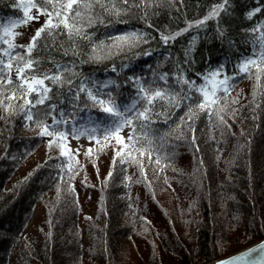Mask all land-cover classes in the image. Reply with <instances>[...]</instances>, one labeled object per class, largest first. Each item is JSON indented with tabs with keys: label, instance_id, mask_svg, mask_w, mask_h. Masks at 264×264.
Masks as SVG:
<instances>
[{
	"label": "trees",
	"instance_id": "obj_1",
	"mask_svg": "<svg viewBox=\"0 0 264 264\" xmlns=\"http://www.w3.org/2000/svg\"><path fill=\"white\" fill-rule=\"evenodd\" d=\"M221 2L102 0L108 10L94 8L93 23L83 28L88 39L73 38L76 55L66 34H41L33 57L53 72L56 64L67 66L63 77L72 84L45 81L52 99L35 107H22L19 93L12 100L5 99L10 93L0 95V264H207L264 239V73L257 81L256 69L239 70L259 51L264 0H228L224 11L205 20ZM22 3L27 0H0V24L23 21ZM257 7L261 11L249 20L247 13ZM41 17L39 28L48 19ZM162 36L174 39L166 43ZM0 37L10 39L2 31ZM14 44L13 55L24 54L19 46L28 44ZM7 49L0 39V50ZM211 72L231 76L229 93L211 114L194 109L189 118L186 106L157 101L155 111L171 115L166 123L163 115L153 117L151 160L147 143L141 155L124 147L123 136L117 143L97 132L99 143L82 155H62L70 135L51 147L55 138L40 135L38 123L52 125L60 111L69 120L59 126L64 130L110 119L87 91L70 102L69 87L75 93L83 85L101 97L111 92L125 103L138 98L140 84L187 91L190 85L177 77L200 85ZM107 82L111 87H102ZM49 104L57 112L45 115ZM29 107L32 121L24 117ZM129 151V162L122 163L117 152Z\"/></svg>",
	"mask_w": 264,
	"mask_h": 264
},
{
	"label": "snow or ice",
	"instance_id": "obj_2",
	"mask_svg": "<svg viewBox=\"0 0 264 264\" xmlns=\"http://www.w3.org/2000/svg\"><path fill=\"white\" fill-rule=\"evenodd\" d=\"M124 4H128L129 0H122ZM141 3H144L145 0H140ZM228 3V0H222L221 3L216 5L210 10L209 16L205 17V20L218 16L221 11L225 10V5ZM24 9V20H10L7 24H0V31L3 32L4 37L13 38L19 33L14 32L13 30L20 26L21 23H27L29 20L38 19L39 16H47L48 19L45 21L44 25L39 28L35 35L31 38L28 45H21L25 49L24 54L16 53L13 55V51L17 45L11 42L10 39H2V42L8 45L7 50H0V95L5 93H10V95L5 96V99L12 100L17 98V93H19V98L23 99L24 104L22 107H35L36 105L45 104L46 100H51L52 97L49 96V93L52 92L51 87L45 84V81H50L52 84L63 86L65 83L71 85L72 81L70 79L66 80L63 77L65 71H70L67 66H61L59 64L55 65L56 71L53 72L51 69L42 68L41 61L33 57V49L37 46V41L41 38L42 33H46L47 36L53 37L54 35H59L64 33L68 36L69 40L72 41L73 48L72 53L76 55L75 43L77 39H88L86 33H84L83 28L85 25H91L93 23L92 14L95 7H100L104 11H107L108 8L102 0H27V3H22L19 5ZM139 6V5H137ZM115 6L113 5V8ZM36 9L39 16H31L30 10ZM261 9L257 7L254 11H249L247 13V18L249 20L252 17L260 12ZM118 14V10H117ZM146 15V13H145ZM205 20L197 21L195 26H199L205 22ZM194 25L189 24L188 27L191 28ZM59 30V31H58ZM188 28L183 29L182 31H187ZM252 31L255 33L260 31L259 28H254ZM182 34L178 32L177 35ZM143 34H131V38L140 39ZM223 35V33H221ZM118 39L125 40L127 37L121 36ZM162 39L167 41L169 39H174L173 36H162ZM93 52H96V49H93ZM65 55L68 53L65 52ZM3 57H8L5 60ZM98 59L99 57H93ZM15 61V72L16 78L15 81L12 78V71L14 68ZM256 69L255 75L257 81L261 79V73H264V32H261V39L259 43V51L253 52L252 56L245 59L239 67L241 72H250L252 69ZM115 71V68H113ZM219 76V72H211L208 76L204 77V83L197 85L196 81H190L183 77H177L178 82L185 85H190L187 91L183 89L170 92L167 89L160 88H146L140 84L137 79V84L140 86L137 89L138 98L133 99L130 102L117 103L111 92L104 93V96L101 97L97 93H93L90 89H86L83 85L73 93L72 88L69 87L68 92L71 93L70 102L78 101L80 99L79 93L87 91L89 99L93 102V105L100 106V110L107 114L110 119L103 125L98 124L96 127L91 129L83 128L77 129L75 125L64 130L63 125L69 124V120L65 119L64 112L60 111V119H57L55 115L52 116L53 124L47 125L43 121L38 123V126H42V131L40 135H47L49 137H54L55 141H50V147L53 143L62 142L68 135H72L73 138H79V136H87L90 140L96 138L97 132L101 134L104 140L114 139L117 143H122L124 138L120 135L122 130L125 127L131 128V132L128 135V143L124 145L125 148L136 149L140 151L141 155L143 152V144L147 143L149 146L148 156L151 160L152 151L151 145L153 143L152 139L149 137V133L152 131L150 125L155 123L153 117L159 118L160 116L165 117V123L170 117L171 113L165 109L164 112H156L155 108L157 106V101H161L169 105L170 107L179 109L181 106H186L188 108L189 118L194 115V109L211 114L210 109L213 105H218L219 101L224 98L222 94L229 93L228 87V78L225 77L222 80H213V78ZM163 79V77H162ZM114 84V82H112ZM11 86V87H9ZM102 87L108 88L111 87L110 84H104ZM190 92H195L198 95L196 98H193L192 95H189ZM35 96V99H29V96ZM191 101V103H187ZM233 103L237 101L233 100ZM3 103V101H0ZM164 103L160 107H164ZM194 106V107H193ZM11 105L5 106V111H9ZM31 107L24 113V117L28 121L34 119L31 113ZM48 111L45 112V115H51L52 113L57 112V106L55 104L48 105ZM219 109L217 115H219ZM221 121L223 122V117L220 116ZM56 125L57 127H54ZM139 128V132L137 129ZM97 143L99 140L97 139ZM137 145H141L140 148H136ZM91 150H89V153ZM61 154L67 155L64 152L63 147L61 146ZM117 155L121 157V162H129L125 159V155L131 158V151L126 154L117 152ZM115 162V161H114ZM130 162L136 163L135 159H131ZM157 164L160 163V158L157 157ZM111 176V173H109ZM257 254V255H254ZM220 264H264V243L261 245L248 249L246 252L233 256L228 260L221 261Z\"/></svg>",
	"mask_w": 264,
	"mask_h": 264
},
{
	"label": "rangeland",
	"instance_id": "obj_3",
	"mask_svg": "<svg viewBox=\"0 0 264 264\" xmlns=\"http://www.w3.org/2000/svg\"><path fill=\"white\" fill-rule=\"evenodd\" d=\"M33 17L39 16L38 12L36 10H30L29 13ZM44 21V17L39 16L38 19H33L27 21V23H21L20 26L15 28L13 31L16 33H19V35H16L13 38H10L11 42H19V43H26L29 44L31 38L35 35L36 31L39 29V26ZM225 77L228 78V83L231 79V76L227 73L223 72L220 73L219 76L213 78V80H222ZM109 82H107L108 84ZM131 129L129 127H125L122 132L120 133L121 136H123L125 139L128 138V135L130 134ZM97 140V135L95 139H89L87 136L81 135L79 138H73L72 135L68 136V140L65 142L63 147V150L65 152H73L77 153L79 155H82L83 152L90 146H92Z\"/></svg>",
	"mask_w": 264,
	"mask_h": 264
},
{
	"label": "water",
	"instance_id": "obj_4",
	"mask_svg": "<svg viewBox=\"0 0 264 264\" xmlns=\"http://www.w3.org/2000/svg\"><path fill=\"white\" fill-rule=\"evenodd\" d=\"M262 243H264V239L258 240L256 242L244 247V248L236 250L235 252H233V253H231V254H229L227 256H224V257H222V258H220V259H218L216 261H213V262H210V263H207V264H220L221 261L228 260V259H230L233 256L240 255V254L246 252L248 249L255 248V247L261 245ZM254 255H257V254H254Z\"/></svg>",
	"mask_w": 264,
	"mask_h": 264
}]
</instances>
